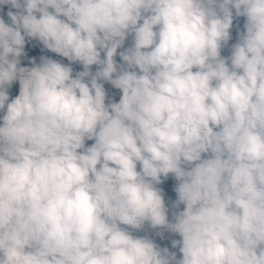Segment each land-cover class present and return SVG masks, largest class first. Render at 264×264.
<instances>
[{
    "label": "clouds",
    "instance_id": "9594fccd",
    "mask_svg": "<svg viewBox=\"0 0 264 264\" xmlns=\"http://www.w3.org/2000/svg\"><path fill=\"white\" fill-rule=\"evenodd\" d=\"M0 264H264V0H0Z\"/></svg>",
    "mask_w": 264,
    "mask_h": 264
},
{
    "label": "rangeland",
    "instance_id": "374dc122",
    "mask_svg": "<svg viewBox=\"0 0 264 264\" xmlns=\"http://www.w3.org/2000/svg\"><path fill=\"white\" fill-rule=\"evenodd\" d=\"M233 39H234V35H233ZM222 54H227L226 50L223 51ZM116 98L118 99V94H117ZM87 143H90V142H87ZM172 184H174V181H172L171 179H169V185H172ZM169 195L174 199V193H172L171 191H169ZM149 234L152 235V238L153 239L158 240L160 242V246L161 247L168 246L170 248V239H172V238H178V237H175L173 235L164 233L165 239L161 240L159 237H156L152 231H150ZM170 250H171V248H170Z\"/></svg>",
    "mask_w": 264,
    "mask_h": 264
},
{
    "label": "trees",
    "instance_id": "16d2710c",
    "mask_svg": "<svg viewBox=\"0 0 264 264\" xmlns=\"http://www.w3.org/2000/svg\"><path fill=\"white\" fill-rule=\"evenodd\" d=\"M155 240V239H154ZM157 242V244L160 246V242L158 240H155Z\"/></svg>",
    "mask_w": 264,
    "mask_h": 264
}]
</instances>
